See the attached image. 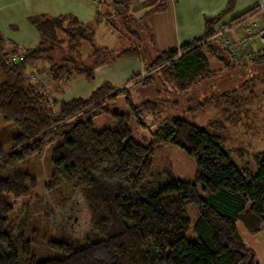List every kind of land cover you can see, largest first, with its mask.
<instances>
[{
    "label": "trees",
    "instance_id": "trees-1",
    "mask_svg": "<svg viewBox=\"0 0 264 264\" xmlns=\"http://www.w3.org/2000/svg\"><path fill=\"white\" fill-rule=\"evenodd\" d=\"M132 1L108 0L106 21L98 16L95 24L112 27L110 18L118 17L121 37L141 49L102 47L94 28L72 15H37L29 21L38 43L14 61L18 51L0 33V264H259L238 223L251 234L264 229V152L250 158L227 142L230 128L257 130L264 55L234 61L214 37L230 7L206 18L203 39L146 57L147 76L135 85L153 87L154 100L135 105L129 88L108 83L88 98L50 100L44 82L29 79L42 63L46 77L63 87L78 77L91 84L97 67L146 55L143 30L155 9L136 16ZM163 107L191 114L215 107L222 117L206 127L179 117L159 121ZM161 149L191 160L192 176L156 171ZM44 157L45 180L34 171ZM41 191L57 208L79 194L89 228L57 226Z\"/></svg>",
    "mask_w": 264,
    "mask_h": 264
},
{
    "label": "crops",
    "instance_id": "crops-1",
    "mask_svg": "<svg viewBox=\"0 0 264 264\" xmlns=\"http://www.w3.org/2000/svg\"><path fill=\"white\" fill-rule=\"evenodd\" d=\"M230 2L231 0H133L131 11L136 16H142L146 11L155 9L147 17L149 30H143V34L146 35V57L153 58L159 52L180 50L184 46L203 39L206 32L207 17L218 16L230 7L223 19V22L229 23L264 3V0H233L231 6ZM37 15L52 17L72 15L80 22L92 26L96 38H98L97 30L108 37L111 36L110 33H117L119 39L124 42L123 45L126 48L130 47V41L125 44L126 41L119 32L111 30L106 22L95 24L98 8L92 0H0L1 35L9 44L27 48L34 47L39 40L38 33L29 19ZM110 19L113 23L112 27L121 25V30L124 31L122 21L118 17H111ZM102 21H106V18H102ZM150 31L153 38L149 35ZM151 39L153 43H150ZM134 41L132 42L136 44V40ZM118 51L120 49L116 50V52ZM144 60L141 57L120 58L117 61L97 67L93 83L89 84L81 77L73 78L64 89L61 84L53 82L48 76L44 79V87L48 86L52 91L51 93L49 90L50 95L48 97L50 100H61L60 98L64 97L66 101L74 99L69 97L72 81L76 84L75 91L84 93L81 98H88L94 90L106 83L122 89L124 82H127L134 74L145 73ZM45 65L41 63L38 67H34L37 71L39 69L42 71L47 68ZM119 65H122L123 68ZM115 80H120V82L116 83Z\"/></svg>",
    "mask_w": 264,
    "mask_h": 264
},
{
    "label": "rangeland",
    "instance_id": "rangeland-1",
    "mask_svg": "<svg viewBox=\"0 0 264 264\" xmlns=\"http://www.w3.org/2000/svg\"><path fill=\"white\" fill-rule=\"evenodd\" d=\"M107 1L108 0H106L103 11L105 10V7L107 6ZM16 25L18 24L16 23ZM103 28L105 27L103 26ZM110 28L111 30L113 29L114 31L119 32V34L122 35L121 25L110 27ZM96 32L98 35V38H96V42L98 45L102 47H106L114 51L119 50V49L120 50L127 49L126 46L123 45L124 42L119 39L118 35H116L117 33H114V34L110 33L111 36L108 37L106 35H103L98 30ZM128 38L129 40L135 42L134 41L135 39L133 40L129 36ZM125 41H126L125 44L127 42L129 43V41L127 40ZM139 48L141 49L140 46ZM90 51H91L90 47L87 44H85L84 54L87 55L89 54L88 52ZM179 55H181V53L178 54V57ZM140 56L142 59H145V61L148 60L146 58L145 53ZM45 66L48 68L47 64ZM212 66L214 69H222L225 71L224 67L214 60H212ZM119 67L123 68L122 65H119ZM30 72H31V68H30ZM260 73L263 74L262 71H260ZM44 79L45 78L41 79L42 84L44 82ZM114 79H117V78H114ZM136 81L132 83H127L125 81L124 86L122 87V89L123 88L130 89L131 94H132V100L135 105H139L143 102H146L148 100H154L156 98L157 94L153 87L145 88L142 85L134 86L135 83L142 81V79L138 80V82ZM114 82L119 83L120 80H115ZM237 82L238 80L236 79V82L233 85H235ZM59 87L61 86L59 85ZM257 87H258V93L260 95L258 103L259 105L262 106V110L256 111L257 117L254 120V127H256L258 131L257 130L253 131L254 128L247 129L246 127L242 125L237 128H230L229 135H228L229 139L227 142V148L229 150H235L237 148H242L245 151H247L248 154H250V158H251V155L254 153L264 152V86L260 84ZM44 88H45L44 92L47 94V96L50 95L49 90L52 93L51 89H49L48 86H45ZM75 88H76V84L74 81H72L70 85V89H71L70 90L71 94L69 96L70 98L76 99V98H81L82 96H84V93L82 91L77 92L75 91ZM60 99L63 100L65 98L61 97ZM253 107L255 108L256 105ZM173 117H179L189 122L195 123L201 127H206L208 122L219 120L222 117V115H221L220 109L215 108V107H209L205 111H201L197 114H191L190 112L185 111L184 108L175 109L172 107H163L161 108V112L159 113L158 119L159 121H164V120H167ZM252 124H253V120H252ZM2 126H3V123L0 118V128ZM248 158H249V155H248ZM45 160H46V157L42 158L41 160L37 159L34 161V167H35L34 171L37 173V175H39L44 180L48 179V176H49ZM154 162H155L156 171L173 169L177 174L185 178L191 177L195 171V165L191 160L185 158L181 153L172 151L170 149L159 150L155 156ZM40 193L45 198V207L53 214L54 222L57 226L62 227L68 232L74 229H78V228H81V229L89 228L88 227L89 223L86 220L87 218H86L85 207H84V204L79 194L75 195L72 202H70L66 206L57 208L51 203L49 197L46 194H44L43 191H41ZM28 209L29 208H27L26 211H28ZM24 225H25V213L22 215V218H20V222L17 227L16 233L21 232ZM238 229L246 245H248L249 247L255 250L257 254L258 263L264 264V229L260 233L251 234L244 228L242 223H238Z\"/></svg>",
    "mask_w": 264,
    "mask_h": 264
},
{
    "label": "built area",
    "instance_id": "built-area-1",
    "mask_svg": "<svg viewBox=\"0 0 264 264\" xmlns=\"http://www.w3.org/2000/svg\"><path fill=\"white\" fill-rule=\"evenodd\" d=\"M92 1L98 8V16L104 18L103 8L106 0ZM112 16H116V12H113ZM214 37L220 40L223 49L234 61L264 55V3L258 5L253 11L242 18L227 23L226 26L217 31ZM129 41L130 47H139L131 40ZM13 45L18 51V56L14 58V61L23 60L29 55L27 47ZM46 75L45 71L42 70L40 74L32 66L29 79L39 85L42 83L41 79L45 78ZM146 76L147 73L145 72L141 74L138 80H144Z\"/></svg>",
    "mask_w": 264,
    "mask_h": 264
},
{
    "label": "water",
    "instance_id": "water-1",
    "mask_svg": "<svg viewBox=\"0 0 264 264\" xmlns=\"http://www.w3.org/2000/svg\"><path fill=\"white\" fill-rule=\"evenodd\" d=\"M123 89H125V88H123Z\"/></svg>",
    "mask_w": 264,
    "mask_h": 264
}]
</instances>
